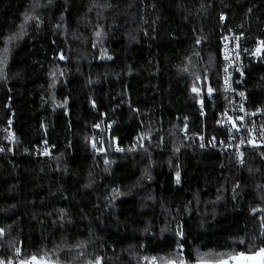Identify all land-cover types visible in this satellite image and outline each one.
<instances>
[{"label": "trees", "instance_id": "trees-1", "mask_svg": "<svg viewBox=\"0 0 264 264\" xmlns=\"http://www.w3.org/2000/svg\"><path fill=\"white\" fill-rule=\"evenodd\" d=\"M236 26L259 104L264 0H0V140L10 119L17 133L0 154V260L220 264L264 247V153L240 167L182 135L218 133L220 102L203 116L193 88L220 100ZM46 144L54 158L27 151Z\"/></svg>", "mask_w": 264, "mask_h": 264}, {"label": "built area", "instance_id": "built-area-1", "mask_svg": "<svg viewBox=\"0 0 264 264\" xmlns=\"http://www.w3.org/2000/svg\"><path fill=\"white\" fill-rule=\"evenodd\" d=\"M222 17L223 22H225L226 16L223 15ZM220 43L223 63L220 100H217V96L204 92L203 89H197V92L193 91L198 98V110L203 116L207 113V103L216 105L217 101L218 103L220 102V106L216 111V124L214 125L218 133H210L204 129L201 132L190 134L184 129L182 135L188 138L192 148L200 151H213L223 155H232L237 165L242 167L246 162L248 153L252 151L264 153V98L259 104L251 103L246 90V57L249 51L246 33L237 26L230 28L221 36ZM240 93L244 95L241 96ZM113 129V124H103L96 127L98 136L90 144L92 152L100 156L106 154L107 148L101 133L103 130L111 133ZM4 132V138L0 140V149H3L0 154L6 152L14 154L17 133L12 119L7 122ZM94 144L95 147H93ZM132 145L135 149L144 148L146 145L145 139L141 136H136ZM162 146H170V141L168 139L164 140ZM114 150L121 154L124 152V149L118 145H115ZM27 151L34 158L45 159L56 156V147L49 144L35 146L32 150ZM241 153L243 154L242 156L240 155ZM144 261L146 262V260ZM4 262L8 264V262ZM39 262L46 264L44 260ZM184 262L188 264L186 261ZM11 264H38V260H32L31 258L30 260H21L17 263L11 261ZM146 264L160 263L156 258H152ZM174 264H180V262Z\"/></svg>", "mask_w": 264, "mask_h": 264}, {"label": "snow or ice", "instance_id": "snow-or-ice-1", "mask_svg": "<svg viewBox=\"0 0 264 264\" xmlns=\"http://www.w3.org/2000/svg\"><path fill=\"white\" fill-rule=\"evenodd\" d=\"M28 19H30V17L25 16V21H26V22H27ZM222 19H223V17H222ZM97 35H99V33H98ZM9 39H10V40H11V39H14V37H10ZM262 50H264V41H260V42H259V46L256 48L255 53H261ZM5 51H7V49H5ZM61 58H63V57H61ZM225 71H227V69H225ZM193 91H194V92H197L198 90L194 87V88H193ZM211 91H212V89H209V93H211ZM240 95L243 96L244 94H243V93H240ZM253 114H255V113H253ZM213 139H215V138H213ZM253 143H254V142H253ZM202 146H203V145H202ZM93 147H95V144L93 145ZM0 151H3V149H0ZM240 155L242 156L243 154L241 153ZM241 162H242V161H241ZM177 182H179V172H177ZM256 211H258V209H253V212H254V213H255ZM262 219H264V218H262ZM2 234H3V229H0V235H2ZM179 235L182 236V232H181ZM262 235H264V233H262ZM181 247H182V246H181ZM17 251H19V250H17ZM179 254H180V253H178V255H179ZM237 255L240 256V257H244V256H245V253L240 252V253H238ZM252 256H260V257H261V260L259 261V264H264V247L259 248L255 253H252ZM252 256L248 257V259H251ZM35 259H36V257L33 256V257H32V260H35ZM0 264H5V262H4L3 260H0ZM8 264H11V261H9ZM96 264H100V261L97 260V261H96ZM173 264H174V262H173ZM180 264H185V262H184L183 260H181V261H180Z\"/></svg>", "mask_w": 264, "mask_h": 264}, {"label": "crops", "instance_id": "crops-1", "mask_svg": "<svg viewBox=\"0 0 264 264\" xmlns=\"http://www.w3.org/2000/svg\"><path fill=\"white\" fill-rule=\"evenodd\" d=\"M252 256V254L246 255L244 257L237 256L235 259L227 260L225 262H222L220 264H259V261L261 260L260 256H252L251 259H248V257Z\"/></svg>", "mask_w": 264, "mask_h": 264}, {"label": "water", "instance_id": "water-1", "mask_svg": "<svg viewBox=\"0 0 264 264\" xmlns=\"http://www.w3.org/2000/svg\"><path fill=\"white\" fill-rule=\"evenodd\" d=\"M263 53H264V50H262V52L260 53V55H263Z\"/></svg>", "mask_w": 264, "mask_h": 264}, {"label": "rangeland", "instance_id": "rangeland-1", "mask_svg": "<svg viewBox=\"0 0 264 264\" xmlns=\"http://www.w3.org/2000/svg\"><path fill=\"white\" fill-rule=\"evenodd\" d=\"M185 128V127H184ZM38 264H41V262H38ZM48 264V263H47Z\"/></svg>", "mask_w": 264, "mask_h": 264}, {"label": "bare ground", "instance_id": "bare-ground-1", "mask_svg": "<svg viewBox=\"0 0 264 264\" xmlns=\"http://www.w3.org/2000/svg\"><path fill=\"white\" fill-rule=\"evenodd\" d=\"M259 55V54H258ZM238 166V165H237ZM21 261V260H20ZM17 262V261H16Z\"/></svg>", "mask_w": 264, "mask_h": 264}]
</instances>
